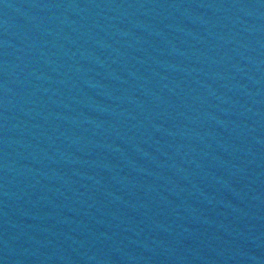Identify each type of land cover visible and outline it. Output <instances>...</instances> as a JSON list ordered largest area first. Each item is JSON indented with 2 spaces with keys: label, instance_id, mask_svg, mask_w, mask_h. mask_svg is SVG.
Here are the masks:
<instances>
[{
  "label": "water",
  "instance_id": "water-1",
  "mask_svg": "<svg viewBox=\"0 0 264 264\" xmlns=\"http://www.w3.org/2000/svg\"><path fill=\"white\" fill-rule=\"evenodd\" d=\"M0 264H264V0H0Z\"/></svg>",
  "mask_w": 264,
  "mask_h": 264
}]
</instances>
